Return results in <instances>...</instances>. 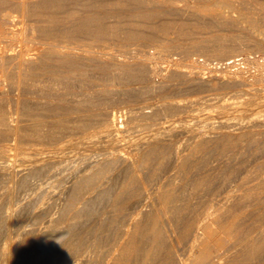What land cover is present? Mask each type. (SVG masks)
Instances as JSON below:
<instances>
[{
  "label": "bare ground",
  "instance_id": "obj_1",
  "mask_svg": "<svg viewBox=\"0 0 264 264\" xmlns=\"http://www.w3.org/2000/svg\"><path fill=\"white\" fill-rule=\"evenodd\" d=\"M235 1L0 0V264H264V63L215 33L264 49V15ZM169 47L220 72L151 68ZM134 84L164 97L115 109Z\"/></svg>",
  "mask_w": 264,
  "mask_h": 264
},
{
  "label": "rangeland",
  "instance_id": "obj_2",
  "mask_svg": "<svg viewBox=\"0 0 264 264\" xmlns=\"http://www.w3.org/2000/svg\"><path fill=\"white\" fill-rule=\"evenodd\" d=\"M234 1V0H233ZM240 2H243V3H245L246 5H247V7L248 8H250V10H252L253 12H254V15L256 16H263L264 15V0H236L235 1V3H240ZM253 5V6H252ZM217 26V25H216ZM19 27V26H18ZM215 27V26H214ZM205 28V32L204 33H209V32H211L212 30H215L216 31V29L219 27H215V28ZM224 28V29H223ZM209 29V30H208ZM237 29V28H236ZM218 31L217 32H215V33H220V34H223V35H225L224 37L226 38V39H230L231 38V36H232V34L234 35H236L237 36V38H238V41H239V44H240V48H238V51H239V56L237 57V58H242L240 61H241V64H240V66H242L241 68L247 73H245L244 75H246V76H248V77H250L249 76V74H252V73H254L255 71H256V69L259 67V64L261 63V62H263L264 63V49H260V50H258V49H256L254 46H253V44H252V40H250L248 37H246L245 35H246V33H248V31L247 30H242V29H239L238 28V30H236L235 31V29H233L234 31H230V30H232V29H230V28H228V27H222L221 28V26H220V28H218L217 29ZM240 31V32H239ZM242 31V32H241ZM244 31H245V33H244ZM22 32H25V31H19L18 29H11V30H9L8 31V35H9V37H11V38H13L14 36H16L15 37V41L18 43V40H19V43L18 44H20L23 40H24V38L26 39V37H27V33H22ZM240 33V34H239ZM26 34V35H25ZM239 34V35H238ZM245 34V35H244ZM226 35L227 36H229V35H231V36H229V37H226ZM242 35V36H241ZM25 36V37H24ZM8 37V36H7ZM7 37H4L3 39L4 40H10L11 38H9L8 37V39H7ZM209 37V39L210 40H213L212 39V35H209L208 36ZM18 39V40H17ZM208 39V40H209ZM21 40V41H20ZM242 42V43H241ZM189 43V41H185V44L187 45ZM215 43L216 42H213V41H211L210 42V45H215ZM243 43H244V45H243ZM247 43V44H246ZM112 45V46H111ZM248 45V46H247ZM249 45H251V46H249ZM137 46V47H136ZM241 46H243V48L241 47ZM129 47L131 48V50L129 49ZM129 47H128V50H127V52H125V55H127V56H129V55H131L132 53H135L136 52V54H140V53H142V49H140V48H142L141 47V45H136V44H130L129 45ZM136 47V48H135ZM152 47V48H151ZM146 46V47H143V48H145V50H147V51H151V52H153V50L154 51H156L157 50V47H154V46ZM110 48L112 49V50H115V51H117L118 50V46H116V43L114 42V44H110ZM138 48V49H137ZM153 49V50H152ZM243 49H246V50H243ZM131 52H130V51ZM182 50V47H177V49H176V47H169V49H167V51H166V53L163 55V56H161V57H157L156 59H154V60H149L148 61V65H150V67L151 68H161L162 66H166V65H168V66H179V67H181V68H183V69H190L191 67H188L187 65L189 64V62L188 61H190V59L192 60V61H194V63L196 64L195 66L197 67V68H194L195 70H199L201 73H202V75L205 73V74H207V75H205V76H208V75H211V74H215V73H218V72H220V70L218 71L217 69H219V68H217L218 67V65L216 66L215 64H213V63H216L217 62V60L215 59L214 60V57L213 56H209L208 54H206V53H202V52H200V51H192V52H190V54H189V56L187 57L186 55H185V53L183 52V50ZM243 50V51H242ZM237 51V52H238ZM194 52H196V53H194ZM251 52V53H250ZM169 53H170V55H169ZM194 53V54H193ZM193 54V55H192ZM206 54V55H205ZM169 55V56H168ZM192 55V56H191ZM165 56H167V57H165ZM172 56V57H171ZM169 57V58H168ZM187 57V58H186ZM198 57V58H197ZM247 57V58H246ZM160 58V59H159ZM163 58V59H162ZM168 58V59H167ZM183 59V60H182ZM175 60V61H174ZM249 60H251V61H249ZM176 61H177V64H175L176 63ZM202 61H203V63H202ZM187 62V63H186ZM196 62H198V63H196ZM155 63V64H154ZM169 63V64H168ZM205 63V64H204ZM209 63V64H208ZM160 64V65H159ZM163 64V65H162ZM172 64V65H171ZM197 64H198V66H197ZM207 64V65H206ZM243 64V65H242ZM185 66V67H184ZM202 68H201V67ZM215 66V67H214ZM208 67V68H207ZM217 70H215L214 68ZM223 67H224V65H223ZM246 70H245V69ZM213 71H215V73L214 72H212V70ZM255 70V71H254ZM211 72V73H210ZM162 73H163V71L160 69V70H158V71H156V72H152V73H150V80H149V82L151 83V84H154L155 82V84H157V83H159V81H161V79H162ZM203 75V76H204ZM134 87H136V86H138V87H140V90L142 91L143 90V92H142V96L139 98V100H138V102H136V103H129V102H126V103H120V104H118L117 106L118 107H120V108H118L116 105L114 106V108L115 109H117V110H119V109H121V108H123V107H125V108H129V107H139V106H142V105H144L145 103H153V102H157V101H159V100H161V99H163V97L164 96H162L161 94H159L158 92H155V91H150V90H148V89H146L145 87H144V89L142 88V86H144L143 84H142V86L140 85V84H134L133 85ZM257 86H258V84H257ZM259 86H261V85H259ZM148 90V91H147ZM145 92V93H144ZM149 92V93H148ZM154 92V93H153ZM180 92H182V91H180ZM180 92H178V93H174V92H172V93H169L168 94V96H173L174 94V96H177V97H187V98H194V96H196V95H192V94H188V93H186V91L185 92H182V93H180ZM186 94H188V95H186ZM249 101H253L252 99L251 100H249ZM124 104V105H123ZM136 104H140L139 106L138 105H136ZM126 105V106H125ZM130 105V106H129ZM212 109V113H213V115L215 114V115H218V111L217 110H215L216 108H211ZM15 152V150H11V153H14ZM5 237H6V234L4 235ZM4 236L2 237V239L0 240V244L4 241ZM52 237V234L51 233H49V234H46L45 235V237H44V240H48V239H50ZM4 238V239H3ZM179 247V248H178ZM177 247V250H178V253L181 255L180 257H182V256H184V259H187V257L189 256V250H188V248H186V247H180V246H178ZM185 248V249H184ZM183 249V250H182ZM187 250V251H186ZM180 251V252H179ZM184 251V252H183ZM188 252V253H187ZM97 263H99L97 260H95V261H93V264H97ZM101 263H104V262H101ZM86 264H88V263H86ZM89 264H92V262H90Z\"/></svg>",
  "mask_w": 264,
  "mask_h": 264
}]
</instances>
